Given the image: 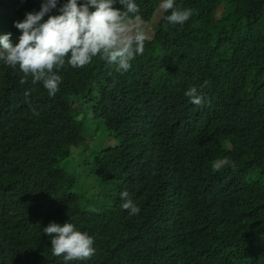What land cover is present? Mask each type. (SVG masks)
<instances>
[{
    "label": "trees",
    "instance_id": "1",
    "mask_svg": "<svg viewBox=\"0 0 264 264\" xmlns=\"http://www.w3.org/2000/svg\"><path fill=\"white\" fill-rule=\"evenodd\" d=\"M0 264H264V0H0Z\"/></svg>",
    "mask_w": 264,
    "mask_h": 264
},
{
    "label": "rangeland",
    "instance_id": "2",
    "mask_svg": "<svg viewBox=\"0 0 264 264\" xmlns=\"http://www.w3.org/2000/svg\"><path fill=\"white\" fill-rule=\"evenodd\" d=\"M162 8L163 6H161V9ZM161 15H162V12L161 10H159L154 16L151 23L132 22L130 24H127L117 40L118 44H123L124 42L131 40L133 37H144V38L151 39L154 34V26L159 24L161 20ZM106 35H107V27H104L99 36V40L104 41L106 38ZM114 144H115V140L113 139H107L104 142L105 146H110ZM85 184H86V188H88L90 192L96 191L97 189L96 182L93 181L92 179L86 178Z\"/></svg>",
    "mask_w": 264,
    "mask_h": 264
}]
</instances>
